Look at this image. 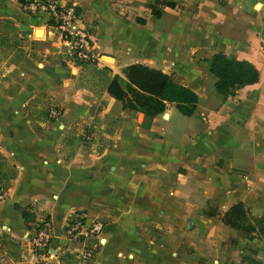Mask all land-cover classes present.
<instances>
[{"label":"crops","instance_id":"1","mask_svg":"<svg viewBox=\"0 0 264 264\" xmlns=\"http://www.w3.org/2000/svg\"><path fill=\"white\" fill-rule=\"evenodd\" d=\"M54 1L74 5L92 62L43 7L0 0V264H76L72 212L101 223L89 264H264V0ZM218 51L256 81L218 92ZM132 62L192 89L193 112L167 103L142 126L105 90ZM24 211L49 218L54 257L25 248ZM247 216L248 232L226 221Z\"/></svg>","mask_w":264,"mask_h":264},{"label":"trees","instance_id":"2","mask_svg":"<svg viewBox=\"0 0 264 264\" xmlns=\"http://www.w3.org/2000/svg\"><path fill=\"white\" fill-rule=\"evenodd\" d=\"M122 76L114 73L105 84L109 95L117 99L123 108L142 114L141 125L148 127L152 117L164 110L167 103L183 114L193 112L197 96L188 86L174 82L171 77L158 68L139 62H132L122 69ZM209 71L215 77L214 88L223 95L233 94L237 86L252 83L257 79L256 68L245 59H231L222 52H214L209 61ZM47 115V110L43 112ZM239 217V206L236 209ZM24 223L28 230L35 227V215L23 212ZM226 221L235 227L250 231L247 226L231 218Z\"/></svg>","mask_w":264,"mask_h":264},{"label":"built area","instance_id":"3","mask_svg":"<svg viewBox=\"0 0 264 264\" xmlns=\"http://www.w3.org/2000/svg\"><path fill=\"white\" fill-rule=\"evenodd\" d=\"M36 7H43L51 20V23L66 37L69 42L68 54L77 63L92 62L94 59L92 42L86 28L78 23V13L71 3L56 4L54 0H30L27 5L29 11H34ZM259 40L264 45V29L260 32ZM47 117L54 119L60 113L59 107L54 104L47 106ZM3 191L0 188V199ZM101 223L97 220L86 222L84 216L79 212H72L64 224V238L72 246L76 264H89L93 256V248L88 243V238L99 234ZM52 228L48 217H35V227L28 230L24 245L33 254L39 255L42 259H50L55 256L56 250L50 246L52 239Z\"/></svg>","mask_w":264,"mask_h":264},{"label":"rangeland","instance_id":"4","mask_svg":"<svg viewBox=\"0 0 264 264\" xmlns=\"http://www.w3.org/2000/svg\"><path fill=\"white\" fill-rule=\"evenodd\" d=\"M248 218H249L248 216L245 217V218H241L239 222H240L242 225H245V224H246V225L251 224V223H250V220H249Z\"/></svg>","mask_w":264,"mask_h":264},{"label":"water","instance_id":"5","mask_svg":"<svg viewBox=\"0 0 264 264\" xmlns=\"http://www.w3.org/2000/svg\"><path fill=\"white\" fill-rule=\"evenodd\" d=\"M30 18H32V16Z\"/></svg>","mask_w":264,"mask_h":264}]
</instances>
